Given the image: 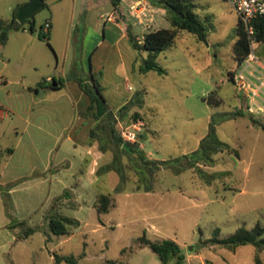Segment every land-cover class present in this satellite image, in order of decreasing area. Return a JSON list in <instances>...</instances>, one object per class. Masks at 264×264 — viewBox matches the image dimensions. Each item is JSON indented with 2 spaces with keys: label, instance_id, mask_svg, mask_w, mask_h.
Listing matches in <instances>:
<instances>
[{
  "label": "rangeland",
  "instance_id": "obj_1",
  "mask_svg": "<svg viewBox=\"0 0 264 264\" xmlns=\"http://www.w3.org/2000/svg\"><path fill=\"white\" fill-rule=\"evenodd\" d=\"M7 1L13 0H0V13H6L3 8ZM44 1L33 19L36 30L42 24L44 29L49 28L45 42L54 49L50 53L52 68L55 61L58 63L52 72L56 77L62 74L70 90L78 86L75 76L90 81L89 73L93 72L113 110L138 92L143 104L132 110L137 109L142 118L139 141L150 157L166 159L191 153L207 132L210 120L214 121L216 136L236 147L238 154H214L215 162L206 166V170L227 172L211 183H206L191 168L174 173L162 167L151 190L135 189V175L131 171L121 189L115 190L119 182L116 171L95 175L87 170L92 157L87 148L93 118L82 115L80 119L77 110L83 108L81 104L74 110L68 100L63 106L60 99L56 122L44 123L40 130L28 127L26 135L35 129L42 131L45 138L34 155L21 158L24 171L18 174L20 178L14 180L11 173L4 172L6 152L1 156V194L9 209L0 215V260L9 264H68L65 259L54 260L53 253L84 252L73 264H197L200 261L255 264L256 248L251 243L240 244L232 250L202 241L213 235L216 227L218 235L224 236L239 225L251 227L257 221L264 223V128L251 117L253 114L264 123V111L249 112L246 108L249 93L237 90L228 76L229 71L242 66L233 52L238 36L236 9L228 0H193L194 10L205 25V38L199 39L186 30L179 33L171 47L157 54V61L167 70L158 73L153 69L138 70L140 56L126 32L115 22L106 20L113 5L111 1L99 8L91 4L95 0ZM99 12L104 13V18L99 17ZM122 16L135 26L134 14L126 9L118 19ZM47 19L52 21L49 27L45 25ZM22 25L27 26L28 22ZM155 26L167 27L170 22L160 16ZM253 50L256 59L247 66L246 72L263 74L264 39L255 42ZM52 89L57 93L63 91L60 87ZM212 90L221 98L220 103L207 102ZM85 100H88L86 96ZM238 108L244 113L233 115ZM72 119L76 124L72 131L76 148L62 129ZM94 145L92 152L102 155L96 142ZM106 157L110 159V151L103 153L99 165L109 160ZM66 158L72 161L69 169L60 165ZM54 165L61 166V173L56 177L47 169ZM31 168L42 171V178H33L28 172ZM66 187L74 188L75 193L73 196L71 190L65 193L63 197L70 202L65 199L57 211L77 217L80 223L72 226L67 234H55L50 231L48 221L40 216L46 213L49 202L55 203L53 196L60 195ZM101 192H109L113 198V206L105 213H97L91 204ZM12 200L18 204L16 209ZM32 205L36 207L27 210ZM23 219L36 226L27 237L22 236L24 227L17 223ZM142 233L152 239L176 240L184 259L172 258L161 263L156 252L140 243ZM258 256L260 264H264V249L258 251Z\"/></svg>",
  "mask_w": 264,
  "mask_h": 264
},
{
  "label": "trees",
  "instance_id": "obj_2",
  "mask_svg": "<svg viewBox=\"0 0 264 264\" xmlns=\"http://www.w3.org/2000/svg\"><path fill=\"white\" fill-rule=\"evenodd\" d=\"M110 1L114 7H117L120 0ZM148 1L154 7H159L164 10V15L170 22V26L148 29L143 32L141 37H138L134 32L132 25L127 22L125 31L132 47L140 56L138 70L140 72H147L153 69L158 73H166V68L156 59L157 54L171 47L178 34L185 30L192 32L199 39H204L206 34L205 25L194 10L195 3L193 0ZM18 7L19 5L14 8L13 15L9 20L0 17V27L6 26L0 34L1 42L5 40L8 28L27 27L28 29L36 30L33 18L24 19L19 24H14L13 21L16 17ZM24 21L28 22L27 26L22 25ZM47 22L49 23V27L50 22ZM253 27L255 41H262L264 39V13L253 20ZM236 31L238 36L233 45V52L237 63L240 64L247 57L251 49L248 34L240 18L238 19ZM37 32L40 37L48 38V33L44 30V24L40 26V29H38ZM232 73L233 71H229L228 76L232 77ZM74 79L89 100L88 103L81 108L80 114L90 116L94 119V123L89 129V143L96 142L98 148L102 152L110 151L111 153L110 159L105 163L98 165L95 171L99 173L108 170L116 171L119 175V182L114 186L115 190L121 189L123 183L130 177L128 171H131L135 175L133 178L135 189L151 190L153 189V183L156 179L157 172L162 167H168L174 173H180L184 169L191 168L198 171L206 183H211V181L217 176L227 172L225 170H206V166L214 164V154L217 152H234L235 154H238V149L236 147L229 145L216 136L214 121L210 120L207 132L200 138L198 147L191 153H183L166 159L149 157L140 145L139 140L142 135L141 132H138L137 140L130 141L124 139L117 128L119 119L126 121L142 119L137 109L132 110L134 106L140 107L143 104V98L139 93L136 92L121 104L117 110H113L102 92L103 86L93 72L90 71L89 73L90 81L82 80L77 76H75ZM53 81L55 84L50 83V87H59V82H62L55 78H53ZM37 85L42 86L43 81H40ZM206 100L208 103L218 104L220 103L221 98L217 96L216 90H212ZM243 113L244 110L238 108L233 112V115ZM251 117L262 128H264V123L257 120L253 114H251ZM1 187L0 184V188ZM68 189L69 188L67 187L64 188L58 197L64 196L65 193L71 190ZM94 206L97 213L107 212L110 207L113 206L111 193H98L94 201ZM47 217L49 229L55 234H67L70 232L72 226L80 223V220L77 217L59 211H55ZM17 223L24 227L22 234L23 237L29 236L36 229V226L27 224L25 220H20ZM218 233L219 228L216 227L213 231V235L203 238L202 241L213 245L225 246L232 250L240 244L251 243L256 248L255 264L261 263L258 251L264 249V223L257 221L251 227L239 225L232 232L224 236H219ZM139 241L141 244L148 245L154 252H156L161 263H167L172 258L183 260L185 257L180 244L172 238L159 237L152 239L145 233H142V235L139 236ZM83 253L84 252L74 255L54 252L53 258L56 261L65 259L68 264H73L77 261L78 257L83 255ZM197 264L206 263L200 261Z\"/></svg>",
  "mask_w": 264,
  "mask_h": 264
},
{
  "label": "crops",
  "instance_id": "obj_3",
  "mask_svg": "<svg viewBox=\"0 0 264 264\" xmlns=\"http://www.w3.org/2000/svg\"><path fill=\"white\" fill-rule=\"evenodd\" d=\"M26 1L27 0L7 1L6 6L3 8V12L6 13H0V17L9 20L13 15L14 8ZM107 1L108 0H95L91 4L99 8L101 6H106ZM133 1L135 0H120L117 7L112 5V8L106 15V20L115 22L122 27L124 31L126 23L129 22L134 32L137 33V36L141 37L143 32L149 28L157 27H154V24L158 22L160 16L165 17L164 10L159 7H154L148 0H140V9L137 15L134 14L136 19L133 22L135 23L134 26V24L123 16L118 19L119 15L124 13L126 9L130 11L128 7ZM125 2L127 3L126 6ZM99 17L104 18V13L99 12ZM120 20L122 22L124 21L123 24ZM46 21L50 22V26L52 25L51 20L47 19ZM4 28H6V26L0 27V34ZM44 30L48 33L49 28L47 29L46 27ZM103 33L105 35V24H103ZM51 48L52 47L45 42V38L38 35L37 30H31L27 27L8 28L5 40L3 42L0 41V164L2 163L1 156L3 151H5L3 170L5 173H11L14 180L20 178L18 174L24 171L21 165V158L28 154L34 155L36 148L45 138V134L42 131L37 132L35 129L40 130L43 128L42 125H44V123H52L58 120L56 109L59 106V100H63V106L67 104L64 103L65 100H68L74 110L75 106L79 107L81 104V106L84 107L89 101L85 100V96L87 97V95L79 87L78 83L77 87L74 86L73 90H70V85L68 86L64 81L63 75L61 74L56 77L55 73L52 72L53 68H57L58 63L55 61L52 68ZM28 67H31V70H28ZM53 78L62 81L61 83L59 82L60 89H63L62 92H53L52 88L54 87L49 86L50 83L55 84ZM40 81H43L42 86L37 85ZM130 87L131 85H129V88ZM77 113H80L79 108ZM80 119H82V115ZM29 126H33L35 129L26 135ZM75 126L74 119H72L71 122L64 123L62 126V129L66 131L65 137L71 140L73 148L77 146V142L72 134ZM94 146V142L89 143L87 148V153L92 156L87 170L89 173L96 175L99 174V172L95 171V169L103 159L104 152H102V155L96 154L94 151L92 152L91 148ZM73 155H75V153H73ZM106 158L109 159L108 157ZM71 164L72 161L66 158L60 165L65 169H69ZM57 166L47 167V169L49 168L50 174H53L55 177L61 173V166L59 168ZM29 171L34 175L33 178H42V171L37 172L34 171L33 168L30 170L28 169V172ZM10 190H13V188H10ZM1 193L2 187L0 188V215L2 212L9 209ZM71 193L73 196L75 193L74 188L71 190ZM58 196L59 194L53 196V199L55 198L56 200L55 203H48L46 213L41 214L40 219L48 221L47 216L57 211V209L60 208V204L63 205L66 202L65 199H67V202H70L68 198ZM95 199L96 196L91 202L94 208ZM12 205L15 209L18 207L15 200H12ZM33 207H36V205H32L27 210L31 211ZM0 264H9V262L0 260Z\"/></svg>",
  "mask_w": 264,
  "mask_h": 264
},
{
  "label": "built area",
  "instance_id": "obj_4",
  "mask_svg": "<svg viewBox=\"0 0 264 264\" xmlns=\"http://www.w3.org/2000/svg\"><path fill=\"white\" fill-rule=\"evenodd\" d=\"M230 4L238 12L239 18L248 34L250 41V52L247 57L240 63L241 67L235 69L232 73V81L239 91L249 93V101L247 102V110L252 113H259L264 110V73L254 75L252 70L246 72L247 66L251 61H255L256 57L253 50V44L256 42L253 27V20L264 13V0H228ZM140 0H135L129 5L130 12L137 15L140 9ZM45 25L49 23L46 21ZM254 76L255 79L251 78ZM143 121H126L119 119L117 128L124 139L135 141L138 139V132L141 130Z\"/></svg>",
  "mask_w": 264,
  "mask_h": 264
},
{
  "label": "water",
  "instance_id": "obj_5",
  "mask_svg": "<svg viewBox=\"0 0 264 264\" xmlns=\"http://www.w3.org/2000/svg\"><path fill=\"white\" fill-rule=\"evenodd\" d=\"M44 0H27L17 8L14 24L22 22L24 19H31L34 13L44 5ZM191 246H189L190 248Z\"/></svg>",
  "mask_w": 264,
  "mask_h": 264
}]
</instances>
